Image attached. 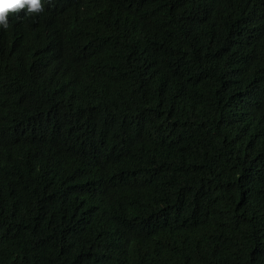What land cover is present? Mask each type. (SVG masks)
I'll list each match as a JSON object with an SVG mask.
<instances>
[{"label": "trees", "instance_id": "obj_1", "mask_svg": "<svg viewBox=\"0 0 264 264\" xmlns=\"http://www.w3.org/2000/svg\"><path fill=\"white\" fill-rule=\"evenodd\" d=\"M0 27V264H264V0H43Z\"/></svg>", "mask_w": 264, "mask_h": 264}, {"label": "clouds", "instance_id": "obj_2", "mask_svg": "<svg viewBox=\"0 0 264 264\" xmlns=\"http://www.w3.org/2000/svg\"><path fill=\"white\" fill-rule=\"evenodd\" d=\"M21 9L26 13H38L43 11V0H0V27L7 28L9 19L18 14Z\"/></svg>", "mask_w": 264, "mask_h": 264}]
</instances>
